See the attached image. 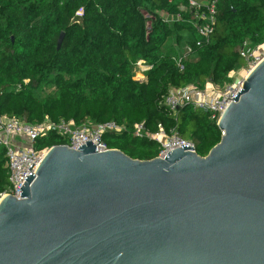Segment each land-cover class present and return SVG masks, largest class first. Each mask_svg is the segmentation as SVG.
<instances>
[{
	"label": "water",
	"instance_id": "obj_1",
	"mask_svg": "<svg viewBox=\"0 0 264 264\" xmlns=\"http://www.w3.org/2000/svg\"><path fill=\"white\" fill-rule=\"evenodd\" d=\"M230 101L205 157L49 148L0 199V264H264V59Z\"/></svg>",
	"mask_w": 264,
	"mask_h": 264
},
{
	"label": "trees",
	"instance_id": "obj_2",
	"mask_svg": "<svg viewBox=\"0 0 264 264\" xmlns=\"http://www.w3.org/2000/svg\"><path fill=\"white\" fill-rule=\"evenodd\" d=\"M182 2L0 0V116L28 124L46 118L77 124L114 122L127 129L143 124L148 134L161 126L190 140L195 153L205 157L220 140L215 123L190 107L169 114L161 100L186 85L221 84L242 70L245 63L238 48L244 42H264V0H220L208 43L200 41L191 26V11H180ZM160 12L173 18L164 22ZM183 47L191 53L180 69L176 61ZM138 61L150 66L143 75L136 74L145 76L144 81L133 80ZM47 85L55 86L54 93L39 99L37 92ZM106 142L133 160L148 161L158 154L154 141L128 132ZM64 143L49 136L37 140L35 148ZM7 177L0 148V195Z\"/></svg>",
	"mask_w": 264,
	"mask_h": 264
},
{
	"label": "built area",
	"instance_id": "obj_3",
	"mask_svg": "<svg viewBox=\"0 0 264 264\" xmlns=\"http://www.w3.org/2000/svg\"><path fill=\"white\" fill-rule=\"evenodd\" d=\"M182 1L185 2V5L183 2L180 4V11H191V26L198 35L199 40L208 43L214 29L216 6L220 0ZM159 15L164 22H169L173 18L165 12H160ZM77 16L79 17L81 14L78 13ZM145 18L149 20L150 16L145 15ZM174 19L179 21L181 19L180 15H176ZM147 30L149 31V26ZM199 40L196 46L200 45ZM184 49L182 57L176 61L180 69H182L181 61L186 60L191 53L190 48L185 47ZM237 52L245 63L244 73L234 72L230 74V82L223 87H219L218 84L206 83L202 88L195 85H186L169 92L161 100L163 107L169 114L173 115L180 108L190 107L194 111L205 112L208 120L217 125L245 77L264 59V43L249 49L247 48V42H244ZM135 66L143 67L144 73L150 69V66H146L143 61H138ZM27 82V80H24L23 84L26 85ZM19 88L20 86L17 87V89ZM226 99L229 101L224 102ZM125 132L130 133L133 137L147 138L154 141L158 146L156 158L161 155L166 156L169 151L181 146L190 147L192 152H195L194 144L190 140L181 138L173 130L166 131L161 126H158L156 133L148 134L144 131L143 124L133 125L127 129L123 125H117L114 122L94 123L84 121L77 124L73 121L66 122L63 120L52 122L48 118L38 124H28L14 117L0 116V148L4 151L8 176L7 188L0 195V199L8 195L16 199L20 197L19 189L25 182L24 178L35 172L41 159L49 150L35 148L37 140L55 136L65 142L59 146H66L72 150L85 146V142L89 141L97 153H103L112 150L108 148L106 140Z\"/></svg>",
	"mask_w": 264,
	"mask_h": 264
},
{
	"label": "rangeland",
	"instance_id": "obj_4",
	"mask_svg": "<svg viewBox=\"0 0 264 264\" xmlns=\"http://www.w3.org/2000/svg\"><path fill=\"white\" fill-rule=\"evenodd\" d=\"M194 1H196V2H199V1H203V0H194ZM264 43V42H263ZM262 44V43H261ZM254 47H256V46H252V44L250 43V41L249 42H247V48H249V49H253ZM184 47H183V50L181 51L182 53H184ZM183 55V54H182ZM244 68L245 67H243L242 68V70L240 69V70H236L235 72H237L238 74H242V73H244ZM132 73V75H133V80L134 81H143L144 80V77H142V79H140V78H138L137 77V75L136 74H141L142 73V75L144 74V69H143V67H139V66H137V67H134V69H133V72H131ZM230 82V80H228V81H225V82H223V83H221V84H218V86L219 87H223V86H225L227 83H229ZM54 91H55V86L54 85H47V86H45V87H43L42 89H40L38 92H37V97L39 98V99H42V98H45L46 96H48V95H51V94H53L54 93Z\"/></svg>",
	"mask_w": 264,
	"mask_h": 264
},
{
	"label": "crops",
	"instance_id": "obj_5",
	"mask_svg": "<svg viewBox=\"0 0 264 264\" xmlns=\"http://www.w3.org/2000/svg\"><path fill=\"white\" fill-rule=\"evenodd\" d=\"M180 1H181V0H180ZM232 76H233V75H232ZM144 80H145V76H144ZM144 80H143V81H144Z\"/></svg>",
	"mask_w": 264,
	"mask_h": 264
},
{
	"label": "bare ground",
	"instance_id": "obj_6",
	"mask_svg": "<svg viewBox=\"0 0 264 264\" xmlns=\"http://www.w3.org/2000/svg\"><path fill=\"white\" fill-rule=\"evenodd\" d=\"M135 67H137V66H135Z\"/></svg>",
	"mask_w": 264,
	"mask_h": 264
}]
</instances>
